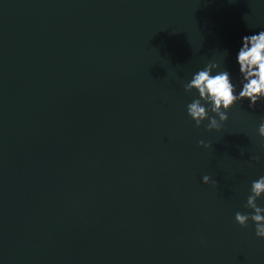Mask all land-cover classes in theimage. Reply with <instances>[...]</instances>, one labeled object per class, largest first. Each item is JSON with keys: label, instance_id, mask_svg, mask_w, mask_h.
<instances>
[{"label": "water", "instance_id": "1", "mask_svg": "<svg viewBox=\"0 0 264 264\" xmlns=\"http://www.w3.org/2000/svg\"><path fill=\"white\" fill-rule=\"evenodd\" d=\"M260 29L264 0H0V264H264V103L208 130L183 87Z\"/></svg>", "mask_w": 264, "mask_h": 264}, {"label": "clouds", "instance_id": "2", "mask_svg": "<svg viewBox=\"0 0 264 264\" xmlns=\"http://www.w3.org/2000/svg\"><path fill=\"white\" fill-rule=\"evenodd\" d=\"M235 61L238 64V78L223 67L221 57L209 60L183 84L184 89L192 94L193 98L186 108L197 126L203 124L208 130L220 129L223 122L228 120V110L237 102L247 99L249 107L253 108L258 102L264 103V29L242 36ZM258 133L264 137V118L258 125ZM199 143L205 147L211 146L210 142L203 139ZM259 159L258 155L249 157V160ZM202 181L217 183L208 174L203 175ZM262 197L264 175L252 180L250 194L244 205L254 211H237L235 220L243 227H247L250 220L255 222L256 235L264 238V205L257 202Z\"/></svg>", "mask_w": 264, "mask_h": 264}]
</instances>
